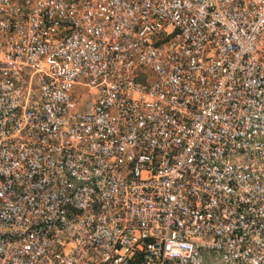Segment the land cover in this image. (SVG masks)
<instances>
[{
	"label": "built area",
	"instance_id": "2783aa9c",
	"mask_svg": "<svg viewBox=\"0 0 264 264\" xmlns=\"http://www.w3.org/2000/svg\"><path fill=\"white\" fill-rule=\"evenodd\" d=\"M0 264H264V0H0Z\"/></svg>",
	"mask_w": 264,
	"mask_h": 264
}]
</instances>
